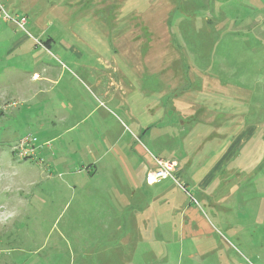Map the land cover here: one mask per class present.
I'll list each match as a JSON object with an SVG mask.
<instances>
[{
    "label": "rangeland",
    "instance_id": "374dc122",
    "mask_svg": "<svg viewBox=\"0 0 264 264\" xmlns=\"http://www.w3.org/2000/svg\"><path fill=\"white\" fill-rule=\"evenodd\" d=\"M0 4L12 17L28 18L24 30L6 21L0 10V264H264V0H0ZM154 37L157 44L172 47L167 53L172 61L182 57L174 64L188 66L186 77L195 79L200 73L216 77L224 92L228 84L236 86L247 122L258 128L245 132L250 141L207 188L196 183L213 166L215 148L210 156L196 160L193 173H174L185 189L171 177L149 185L145 176L146 187L135 192V199L142 202H137L139 207L148 201L156 210L151 237L159 234L160 242L146 241L141 228L134 260L102 261L101 255L88 259L86 253L122 245L117 238L119 222L101 217L120 206L118 196L89 192L91 184L105 180L75 183L68 173L60 176L40 151L44 140L36 124H44L52 135L77 123L62 141L75 144L84 134L86 145L100 143L107 131L116 138L123 129L133 131V125L137 129L132 118L137 109L127 103L132 94L123 93L133 78L139 79L142 89L156 78L154 68L145 62L149 56L145 47ZM23 38L28 41L20 44ZM126 45L132 48L128 52ZM211 46L217 50L204 52ZM36 55H41L38 66ZM45 64L60 84L28 102L33 87L29 72ZM165 74L169 73L157 75ZM194 79L191 88L200 85ZM18 83L25 87L24 95ZM47 96L73 103L77 113L69 124L52 125ZM140 118L144 120L143 115ZM145 134L136 139L154 159L160 148ZM169 135L168 146L183 153L181 133ZM26 136H38V141L36 153L24 157L21 141ZM189 206L199 210L192 231L183 228ZM94 207L101 212H89ZM97 236L112 242L93 239Z\"/></svg>",
    "mask_w": 264,
    "mask_h": 264
},
{
    "label": "crops",
    "instance_id": "0c3cea01",
    "mask_svg": "<svg viewBox=\"0 0 264 264\" xmlns=\"http://www.w3.org/2000/svg\"><path fill=\"white\" fill-rule=\"evenodd\" d=\"M157 34L159 33L157 32ZM152 40L145 47L149 51L148 59L145 62L154 68L153 73H155L156 78L148 88L143 86V89L139 79L135 81L133 78L127 86L126 92L123 93V95L132 94V100L127 103L132 105L130 106L132 110L137 109L136 115L132 117L134 123L136 119L137 129L134 125L133 131L123 129L119 137L116 138L111 137L112 133L107 131L100 143L86 145L84 134L76 137L75 144L65 140L62 141L67 134L75 130L77 123L59 129L52 135L45 131L44 124H36L38 135L44 140L41 144L42 147L40 146V151L41 153L45 152V159H48L49 166L53 167L60 176L68 173L70 179L75 183L83 180H105L104 184L95 183L91 184V187L87 186L88 189L90 188L89 192L102 196H118L117 200L120 206L111 211L107 209L108 215L105 214L104 218L103 215L101 217L106 222L114 218L119 222L118 229L121 234L117 238L122 245L111 249L107 247L104 252L86 253L85 258L88 259L101 255L102 261L110 259L134 260L135 246L139 247L141 240L136 235L138 233L141 235V228L144 234L148 236L146 241L153 244L160 242L158 240L160 239L159 234L151 237L152 222L156 210L151 207L148 201L143 207H139L140 205L137 202L140 201L135 199L137 194L135 192L142 187H146L145 176L147 172L153 170L156 166L155 160L136 139L141 136V133H148L145 135H148L149 142L155 143L160 148L157 156L171 160L175 164V172L183 176L188 172L193 173L194 170L192 169L195 164L200 162L199 160H203L206 154L210 156L212 148L217 149L218 155L213 162V166L208 168L196 183L200 188H207L210 183L221 178L222 173L228 170V167L238 155V150L250 141V135H245V132H255L258 128V125L247 122L245 118L246 110L239 103L243 99L238 96L236 86L232 88L228 84L229 88L224 92L220 88V83L216 77L212 78L202 73L195 79L189 76L186 77L183 73L188 66L179 65V63L174 64L176 61H181L182 57L178 55L176 59H173V62L172 57L167 55L172 47L165 43L157 44L155 37ZM27 41L26 38H23L20 44ZM159 45H163L161 49ZM139 46L140 44L137 43L136 47L139 48ZM203 46L209 45L205 44ZM129 49L132 48L126 45L127 52ZM216 50L215 46H211L204 52ZM40 56L36 55L35 57L34 64L37 66L40 64ZM172 67L178 68V72L173 73ZM45 69L46 64L39 66V70L29 72L31 74L29 80L32 81L33 87L29 88L30 97L27 98L28 102L35 100L41 94L54 91L59 86L60 80L53 76L50 69ZM162 72L169 74L157 75ZM193 79L199 80L200 85L196 84L194 88H191L189 84ZM17 86L20 93L23 94V88L25 87L20 83ZM56 98L57 101L53 96H47L45 101V106L51 112V123L55 127L59 126L58 124H69L70 118L77 113L75 106L71 101L68 102L65 99L63 101L59 96H56ZM141 100H147V102L145 101L142 105ZM12 104L10 103L9 106ZM141 115L144 116L143 121L140 118ZM135 131L138 134H135ZM173 132L181 133L183 153L174 152L175 148L171 144L168 146V142L172 140L169 133ZM32 137L37 138L38 136ZM47 149H53L52 155L47 154ZM95 149H101L102 153L100 155L94 154ZM73 153L76 154L75 158H72ZM163 181L156 184H161ZM88 184L86 183V185ZM194 208L189 206L185 210L186 216H184L183 228L188 229V231L193 230V227H191L193 226L192 222L197 221L195 218L199 210ZM89 212L100 213L101 211L94 207ZM111 212L115 214L112 215ZM188 221L190 222L187 224ZM104 225L106 228L109 227L106 223ZM125 229H127V232L124 231ZM97 238L112 242L108 237L105 239V236H97L93 239ZM124 245H133V247L129 249L125 248Z\"/></svg>",
    "mask_w": 264,
    "mask_h": 264
},
{
    "label": "built area",
    "instance_id": "2783aa9c",
    "mask_svg": "<svg viewBox=\"0 0 264 264\" xmlns=\"http://www.w3.org/2000/svg\"><path fill=\"white\" fill-rule=\"evenodd\" d=\"M0 10H3V18L6 21H11L15 23L18 27L25 30V26L28 22V18L25 15H20L18 17H12L10 14H8L4 8L3 5L0 4ZM36 137L32 136H26L21 141V147L23 149V152L20 153L21 156L27 157L29 155L36 153ZM154 160L156 162V166L153 170H150L146 174V182L149 185L155 184L157 182H160L167 178H173L175 181L178 182V184L185 189V187L178 181V179L175 177V164L168 159H165L160 156H154Z\"/></svg>",
    "mask_w": 264,
    "mask_h": 264
}]
</instances>
